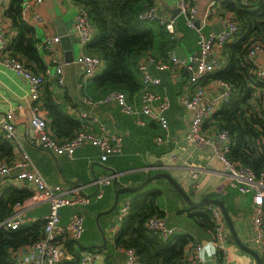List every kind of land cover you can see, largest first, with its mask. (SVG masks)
<instances>
[{
  "label": "crops",
  "instance_id": "1",
  "mask_svg": "<svg viewBox=\"0 0 264 264\" xmlns=\"http://www.w3.org/2000/svg\"><path fill=\"white\" fill-rule=\"evenodd\" d=\"M153 1L161 10L171 14L172 10L178 7L177 0ZM225 1L216 0V5L212 8L210 6L211 0H199V13L204 14L200 23L201 31H214L213 25L215 23L224 26L223 18L233 13L225 8ZM9 2L10 0L0 1V17L5 26L8 43L16 34L11 19L5 14ZM38 9L45 19L44 23L37 24L35 27L36 35L40 40L38 47L44 51V60L49 64L51 53L40 47V42L46 35L60 36V41L53 43L51 52L58 60L65 63V85L60 86L56 78L50 76L41 87L39 100L34 102L28 80L0 61V118L6 112L14 111L13 128L21 144V146H13V155L10 159L2 157L0 160L23 158L26 155L30 159L32 167L36 168L49 183L62 184L65 187L80 184L82 190L93 197L98 191L94 176H111V183L103 186V188L107 187L101 198L95 199L82 207L66 206L61 208L63 223L67 222L70 213L74 209H79L85 214L84 225L86 224V227L84 233H86V229L89 230L88 219L91 216L94 219L97 217V224L94 222L93 228L89 230L90 234L85 239H83L85 236L83 233L78 241L70 239L60 241L57 246L56 257L50 260L49 264H80L79 257L87 251L97 253L93 264H107L106 260L109 258V253H112V258L115 260L114 264H125L126 254L118 251L115 244V235L118 230L111 229L117 206L106 212L114 202V196L111 197V189L114 187L113 176L117 174L121 186H134L145 180L150 174L159 171L169 172L194 200H199L209 192H221L234 220L239 237L244 242L257 248L264 258V243H255L253 238L252 214L254 200L252 193H242L228 184L223 166L215 156L213 146L200 148L192 144L186 136L193 112L182 104L180 95L188 79L189 70L182 67L156 69L152 64H149L151 71L161 78V84L152 85L150 89L164 93L170 99V106L166 110V117L170 125V138L167 142L159 143L156 136L162 135L164 131L156 121L149 117L145 116V124L140 125L136 122L134 114L123 113L115 102L100 103L91 108L84 101V93L100 97L105 91L102 87H98L93 83L92 77L83 81V66L77 61L80 46L75 36L71 40L72 61H66L65 59V48L61 35L58 33V25L67 28L68 34L74 33L75 5L62 0H42ZM175 20L179 32V45L175 48L176 53L187 59L188 57L192 59L198 56L200 52L197 43V28L186 26L181 13L175 16ZM186 28L191 29V32L189 33ZM145 57L146 55L142 58ZM251 59L255 65L259 63L264 66V52L253 56ZM103 67V64H101L98 72ZM199 86L205 88L202 102H207L213 95L222 90L219 80L203 78L193 84L191 90H195ZM258 89L259 86L256 88L255 94H258ZM47 96L61 104L69 114L76 118H78L76 115L78 111L92 109L95 114L122 133V153L111 155L103 161L100 158V149L90 144L77 148L72 157L62 153L55 154L40 147L35 141V131L29 114L30 107L36 106L48 120L47 110L44 107V98ZM129 99L134 102L136 107H140L141 102L138 96H132ZM203 128L210 136L216 135L219 130L217 120L212 115L205 120ZM173 152L177 154L175 160L171 159V153ZM194 171L197 172L195 177H193ZM15 177L14 172L6 175L0 181V192L2 188L8 185L30 189L32 196L24 202L25 205H29L27 212L41 217L49 209L48 202L33 203L39 196L40 191L34 186H26L24 183L18 182ZM144 187L160 189L161 193L157 197L156 203L159 209L163 211L167 223L180 227L181 231L179 233L192 235L193 240L189 242L185 249L186 255H188L194 244L200 243L203 246L201 250L203 261L201 264H256L254 257L249 252L240 248L235 242H229L226 238L221 242L225 255L221 260L217 259L215 254L219 249L214 241L213 229L197 222L195 218L193 221L187 220V217H191V210H187L182 197L173 192L174 188L165 178L157 177ZM167 187L173 195L172 200L169 202H166L163 198ZM102 232L106 234L105 246L102 245ZM94 243L101 244L102 247L100 249L91 247ZM27 245L16 250L17 260L26 257Z\"/></svg>",
  "mask_w": 264,
  "mask_h": 264
},
{
  "label": "built area",
  "instance_id": "2",
  "mask_svg": "<svg viewBox=\"0 0 264 264\" xmlns=\"http://www.w3.org/2000/svg\"><path fill=\"white\" fill-rule=\"evenodd\" d=\"M62 1L76 7L73 32L80 46L77 61L83 66L82 77L83 81H85L94 76L99 71L100 65L103 64L97 54L87 51V45L94 37L95 28L87 5L79 3L76 0ZM41 2L42 0H22L21 2L23 17L34 27L37 24L45 22L44 17L38 9ZM198 2L199 0H177L179 13L183 15L185 24L188 27L197 28ZM215 5L216 0H211L210 6L213 8ZM138 18L143 21L157 22L173 38L178 36L179 32L175 17L171 13L161 10L156 4H150L141 9L138 12ZM223 24L224 28L219 32H203L200 30V27L197 28V43L200 53L198 56L190 59L192 63H188L186 57L179 56L175 49L167 50L165 56L161 57L152 54L146 55L138 65L142 86L134 95L140 98L141 105L139 108L135 106L134 102L128 98L125 92L119 89H111L100 97L84 93V101L91 108L100 103L115 102L123 113L134 114L136 122L140 125L145 124V116H147L156 121L164 131L162 135L156 136L157 142H167L170 138V125L166 117V110L170 106V99L168 95L150 89L152 85L161 84V78L151 71L149 64H152L156 69H173L174 67L188 69L189 76L180 95L182 104L193 112L186 136L192 144L200 148L213 146L215 156L223 166L228 184L231 187L237 188L242 193H252L254 200L252 214L253 238L255 243L262 244L264 243V164L257 172L250 166L232 160L228 156L231 145L229 130L223 128L218 130L216 135L210 136L203 128L205 120L218 110L222 102L229 98L231 85L226 81L220 80L221 92L213 95L207 102H202L205 94L203 86L191 90L193 84L199 82L206 74L223 64V46L226 42L233 39L234 33L239 28V23L235 19L234 13H231V15L223 18ZM59 41V35H46L43 38L40 42V47L51 53L50 62L47 64L44 73H35L24 64L18 55H13L7 50L9 43L6 37L5 26L0 17V61L6 66L13 68L28 80L34 102L39 100L41 87L50 76H54L60 86L65 85V63L58 60L51 52L53 43ZM262 52H264V44L255 42L249 48L248 57L252 58ZM253 71L256 79L264 84V66L258 63L255 65ZM76 115L82 121L81 127L69 138L59 140L53 135L46 116L39 108L31 106L29 116L34 127L36 143L55 154L62 153L69 157H72L75 150L83 145H94L100 149V158L103 161L111 155L122 153L123 135L121 132L95 114L92 109L80 110ZM13 121L14 111L6 112L0 118V131L6 133L14 146H21L14 132ZM176 158L177 154L171 153V159L175 160ZM32 166L30 159L26 155L23 158H14L9 162L0 160V181L6 175L14 172L18 182L24 183L26 186H34L40 191L39 196L33 203L48 202V211L41 217H37L28 214L29 205H25L24 202L15 201L10 214L0 222V228H18L23 224L42 220L44 223L43 235L27 245L26 257L18 259L16 264H49V261L56 257L57 246L60 241L65 239L78 241L85 231V214L81 210L74 209L70 213L67 222L63 223L61 208L66 206L82 207L95 199L101 198L104 195L103 186L111 183V176L102 175L95 179L94 182L99 188L94 198L86 194L80 184L65 187L62 184L49 183ZM195 176H197L196 171L193 172V177ZM130 201L131 197L128 195L119 199L111 229H119L121 221L129 211ZM206 207L210 210L214 220V241L219 249L215 257L220 259V256L223 258L225 255L221 245L226 233L224 217L218 207L214 205ZM145 225L148 229L157 231L164 238L181 231L180 227L169 225L163 215L150 216L146 220ZM202 247L200 243L193 245L185 257L187 264L202 263ZM117 249L126 254L125 264L137 263V255L133 248L118 246ZM96 257L97 253L95 251H87L79 257V263L93 264Z\"/></svg>",
  "mask_w": 264,
  "mask_h": 264
},
{
  "label": "trees",
  "instance_id": "3",
  "mask_svg": "<svg viewBox=\"0 0 264 264\" xmlns=\"http://www.w3.org/2000/svg\"><path fill=\"white\" fill-rule=\"evenodd\" d=\"M76 1L88 6L95 28L87 48L89 53L97 54L102 60L104 67L92 76V81L104 89L103 94L119 89L129 98L134 96L142 86L138 69L142 57L147 54L165 56L167 50L179 45V37L173 38L157 22L138 18L141 9L155 4L153 0ZM21 2L10 0L5 10L16 31L7 49L18 55L35 73H44L47 67L44 51L38 47L40 40L35 27L23 17ZM225 3V8L234 13L239 28L233 39L223 46V64L204 78L223 80L231 85L229 98L212 116L217 120L219 130L226 128L231 134L228 156L258 172L264 164V84L256 79L255 64L248 57V51L255 42L264 44V0H226ZM258 86V94H255ZM254 98L256 103L253 106ZM44 107L48 125L59 140L69 138L81 127L82 121L50 96L44 98ZM13 146L6 133L0 131V158L10 159ZM160 193V189L142 187L135 192L120 194V199L128 195L131 201L115 235V244L133 248L137 255L136 264H187L185 249L193 240L192 235L177 232L164 238L145 225L150 216L163 215L156 203ZM31 196L32 191L28 188L14 185L2 188L0 222L10 214L15 201L25 202ZM189 210L197 222L214 228L212 214L206 206ZM43 224L38 220L18 228L1 227L0 264H16V250L39 239L43 235ZM108 256L106 263L114 264L112 253Z\"/></svg>",
  "mask_w": 264,
  "mask_h": 264
},
{
  "label": "water",
  "instance_id": "4",
  "mask_svg": "<svg viewBox=\"0 0 264 264\" xmlns=\"http://www.w3.org/2000/svg\"><path fill=\"white\" fill-rule=\"evenodd\" d=\"M179 13V8H174L172 10V16L175 17L177 14ZM204 14L202 13H198V18L196 20V27H200V23H201V18H203ZM214 31L215 32H219L221 31L224 26L219 25L217 23H215L214 25ZM58 33L61 35L62 38V43L64 45L65 48V59L66 61H72V43L71 40L72 38H74V33H70L68 34V30L65 27H61V25H58ZM190 62V58L188 57V63ZM157 177H163L165 178L171 185L172 187L180 194V196L182 197L184 203L186 204V206L189 209H194V208H199V207H203V206H208V205H214L216 207H218L221 212L222 215L224 217V221H225V238L231 242H235L240 248H242L243 250L249 252L255 259L256 264H264V258L263 256L260 254V252L257 250V248H255L254 246L244 242L238 235L235 224H234V220L231 216V213L229 211V209L227 208V205L225 203V199L224 196L221 192L218 191H213V192H209L206 193L202 196V198H200L199 200H194L191 195L187 192V190H185V188H183V186L169 173V172H165V171H159L156 172L154 174H150L145 180H143L142 182H140L137 185L134 186H121L118 182V178H117V174H115L113 176V186H114V190H115V195H114V202L111 208H109L108 210H106V212L111 211L112 209H114L120 199V194L124 193V192H135L139 189H141L142 187H144L146 184H148L149 182H151L152 180H154ZM94 178L96 179L97 176L95 175ZM99 188V186L97 185V189ZM103 243L102 245L105 246L106 245V234L103 233ZM102 245L100 244H94L91 247H95L97 249H100L102 247Z\"/></svg>",
  "mask_w": 264,
  "mask_h": 264
},
{
  "label": "rangeland",
  "instance_id": "5",
  "mask_svg": "<svg viewBox=\"0 0 264 264\" xmlns=\"http://www.w3.org/2000/svg\"><path fill=\"white\" fill-rule=\"evenodd\" d=\"M187 29V31L190 33L191 32V29H188V28H186ZM256 103V98H254V99H252V105L254 106V104ZM259 103V102H258ZM255 108V107H254ZM107 187V186H106ZM106 187H104V192H105V190H106ZM172 188V187H171ZM172 190H173V188H172ZM173 192L175 193V194H177L178 192L174 189L173 190ZM179 194V193H178ZM115 195V190H114V187H113V189H111V197L112 196H114ZM180 195V194H179ZM163 198H165V201L166 202H169L170 200H172V198H173V195L171 194V190L169 189V187H167V191H166V193L163 195ZM186 205V204H185ZM187 210L188 211H190L189 209H188V207H187ZM175 214H177V213H175ZM191 217H187V220L188 221H193L194 220V217L192 216V215H190ZM189 218V219H188ZM97 221V217L94 219L92 216L88 219V222H89V230L90 229H92L93 228V224H94V222H96ZM96 224H97V222H96ZM85 227H86V224H85ZM87 231H86V233H84L85 234V236H84V238L83 239H85L89 234H90V231L88 230V229H86ZM101 236H102V240H103V234L101 233ZM94 244H97V243H94ZM94 244H92V245H94ZM101 245V244H100ZM258 250V249H257Z\"/></svg>",
  "mask_w": 264,
  "mask_h": 264
}]
</instances>
